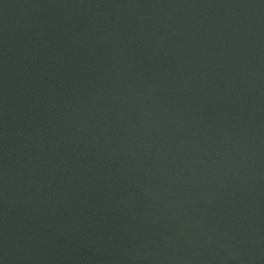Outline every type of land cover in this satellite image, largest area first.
<instances>
[{
  "label": "water",
  "instance_id": "water-1",
  "mask_svg": "<svg viewBox=\"0 0 264 264\" xmlns=\"http://www.w3.org/2000/svg\"><path fill=\"white\" fill-rule=\"evenodd\" d=\"M0 264H264V0H0Z\"/></svg>",
  "mask_w": 264,
  "mask_h": 264
}]
</instances>
